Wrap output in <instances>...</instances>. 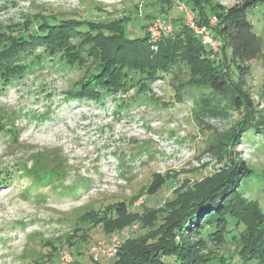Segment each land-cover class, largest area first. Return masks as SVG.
<instances>
[{
    "label": "rangeland",
    "instance_id": "374dc122",
    "mask_svg": "<svg viewBox=\"0 0 264 264\" xmlns=\"http://www.w3.org/2000/svg\"><path fill=\"white\" fill-rule=\"evenodd\" d=\"M152 1L0 0V26L14 33L43 13L105 24L129 12L133 21L141 19L144 24L148 20L141 18L144 13L139 8ZM210 1L229 7L243 0ZM160 33L165 35L162 28ZM77 43L71 39L67 46ZM35 57L43 62L0 90V264H55L61 252L72 255V264H106L110 257L90 255L96 242L104 241L102 249H107L113 234L125 231L123 242L134 238L141 233L140 224L133 221L120 230L105 232L101 223L78 225L83 215L135 196L133 206L140 214L145 207H158L174 187L179 188L181 180L189 179L181 187L184 192L202 174L229 163L220 160L217 141L241 119L240 111L223 107L221 112L226 114L197 113L196 100L184 94L177 102L159 80L143 93L135 88L111 92L102 104L78 101L67 92L82 70L52 62L42 47L23 63ZM173 71L179 72L176 66ZM185 75L180 71L179 80ZM247 87L264 110V46L251 63ZM136 94L141 96L133 101ZM237 137L241 141L232 156L250 163L256 174L241 189L246 198L259 202L264 213L260 185L264 180V132H242ZM156 173L169 175L173 182H166L156 193H142ZM133 225L136 228L130 230ZM70 237L72 245L67 243ZM233 248L210 246L227 256ZM50 253L52 261L47 260Z\"/></svg>",
    "mask_w": 264,
    "mask_h": 264
},
{
    "label": "trees",
    "instance_id": "16d2710c",
    "mask_svg": "<svg viewBox=\"0 0 264 264\" xmlns=\"http://www.w3.org/2000/svg\"><path fill=\"white\" fill-rule=\"evenodd\" d=\"M178 1L194 12L199 25L207 24L212 16L217 18L212 34L221 40V46L216 52L185 24L174 7ZM142 7L141 18L148 20L144 24L141 19L133 21L129 12L105 24L86 17L43 13L14 33L0 26V90L43 62L35 57L23 63L42 47L43 55L52 62L82 70L67 92L78 101L91 99L102 104L111 92L135 88L143 93L159 80L177 102L184 94L196 100L197 113L226 114L221 112L223 107L240 111L241 119L217 141L220 160H229L225 166L202 174L184 192L181 187L189 179L181 180L179 188L174 187L158 207H145L139 214L133 206L135 196L89 211L78 225L101 223L105 232H111L139 222L141 233L126 239L106 264H264V213L259 202L246 198L241 189L245 181L256 177L255 170L244 159L232 156L241 141L237 135L264 132V110L247 87L251 63L264 46V0H243L229 7L210 0H155ZM177 11L180 14L175 15ZM158 16H166L172 30L161 36L153 50L148 27ZM141 29L142 33H136ZM71 39L77 45L67 46ZM175 66L179 72L173 71ZM180 71L186 72L183 80H179ZM171 181L169 175L156 173L142 193H156ZM260 185L264 198V180ZM71 238L69 245L73 244ZM212 244L234 248L227 256L211 250ZM47 260H53L51 253Z\"/></svg>",
    "mask_w": 264,
    "mask_h": 264
},
{
    "label": "built area",
    "instance_id": "2783aa9c",
    "mask_svg": "<svg viewBox=\"0 0 264 264\" xmlns=\"http://www.w3.org/2000/svg\"><path fill=\"white\" fill-rule=\"evenodd\" d=\"M175 8L180 9L185 24L200 38L202 44L209 47L212 52H216L220 48L221 40L217 37H214L212 34V28L217 24V18L215 16H212L207 24L199 25L196 23L194 12L189 9L185 3L178 1V3L175 5ZM154 19L155 20H153L148 27L149 44L150 48L153 50L157 49V42L161 38L160 29H163V33L165 35L169 34L172 30V26L166 16H158ZM157 27L159 28L157 29ZM135 228L136 225H133L130 230ZM124 232L111 235L108 240L109 247L107 249H102V244L104 241L96 242L95 246H93L90 250V255L94 259H97L99 255H105L106 257L110 258L114 257L117 250L123 243V236L125 235ZM72 259L73 257L70 253L61 252L59 259L55 264H72Z\"/></svg>",
    "mask_w": 264,
    "mask_h": 264
}]
</instances>
